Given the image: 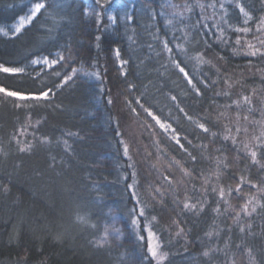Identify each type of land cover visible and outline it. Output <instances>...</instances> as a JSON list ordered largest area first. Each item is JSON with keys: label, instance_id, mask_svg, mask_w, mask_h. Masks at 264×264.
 <instances>
[{"label": "trees", "instance_id": "trees-1", "mask_svg": "<svg viewBox=\"0 0 264 264\" xmlns=\"http://www.w3.org/2000/svg\"><path fill=\"white\" fill-rule=\"evenodd\" d=\"M35 2L0 0V26L12 24ZM40 2L45 9L27 27L13 37H0L5 67L23 69L39 57L56 56L58 61L49 68L0 72V87L6 90L31 94L51 89L41 100L0 93V264H152L145 262V245L140 248L129 229L130 218L137 220L139 233L145 228L154 233L158 264H264V209L250 216L241 213L238 224L232 209L238 210L244 199L226 196L231 207L224 212L227 205H221L217 214L218 195L210 190L235 189L241 176L264 187V170L243 149V142L254 146L251 137L259 135L261 125L240 122L250 131L236 136L238 155L231 140L222 138L224 125L235 123V111L228 109V119L217 120L224 105L244 95L255 108L250 119H264V57L234 55L232 47L217 43L223 29L233 47H239L234 41L241 36L242 45L250 41L264 51L254 39V34L262 35L256 28L264 17V0ZM237 3L252 16L248 25H243ZM238 26L252 32L235 33ZM198 53L210 63L191 58ZM172 59L189 73L200 95ZM66 76L72 79L64 83ZM212 80L218 83L212 85ZM223 90L230 95H216ZM136 101L170 125L184 149ZM197 121L217 136L202 132ZM243 196L264 202L250 185H244ZM186 197L192 203L203 201L204 210H182ZM111 217L123 237L106 245L100 239ZM180 228L184 231L177 236ZM209 249L215 251L205 257Z\"/></svg>", "mask_w": 264, "mask_h": 264}, {"label": "snow or ice", "instance_id": "snow-or-ice-1", "mask_svg": "<svg viewBox=\"0 0 264 264\" xmlns=\"http://www.w3.org/2000/svg\"><path fill=\"white\" fill-rule=\"evenodd\" d=\"M97 3H100V0H97ZM103 7V5H101ZM187 7V11H192V6H186ZM198 7H200L201 9L204 8V5L200 4L198 5ZM214 7V5H213ZM221 7H223V5H221ZM236 7L239 8V12L245 17V19L243 20V25H248L249 21L252 19V16L249 14V12L245 11L244 7L240 6L239 3L236 4ZM42 9H45V3L40 2V0H37V2H35L32 7L30 8V14L25 16V17H21L19 20V25L15 28V31L17 33H19L21 31V29L25 26V24L27 23H31L32 20L37 16L38 13L41 12ZM109 19L114 20L113 17H109ZM169 23H171V21H169ZM215 26V25H214ZM204 27H208L207 24L204 25ZM235 33H244V34H248L250 32H252V29L250 27L247 26H238V27H234L232 29ZM220 35L217 37V43H220L226 47H232L233 50V54L234 55H239V54H243L245 56H262L264 57V51L261 50V48L256 47V45H254L253 43H251L250 41H245V45L241 44V39H243V37L241 36H237V38L234 41V44L236 46L239 47H233V44L230 43L231 38L228 37L226 38L224 35V30L223 29H219ZM256 33H260L262 35H255L254 34V39H256L258 41V43L264 47V17H262L259 21V24L256 28ZM6 34V33H5ZM100 37H97V40H99ZM164 49L169 52L172 53V48L169 47V42L168 41H164ZM206 47H211L210 44H208L207 42H205ZM177 48L179 49L180 52H184L185 50L183 49V47L181 45H177ZM241 51L242 49H245ZM116 56L117 58L120 57V52L117 49L116 50ZM171 58V57H170ZM192 59H195L198 63H210V61L205 60L204 59V53H198L196 56L191 57ZM220 59H223V57H219ZM64 57L60 56L59 60H63ZM57 60H52L49 61L48 59H43L42 61H33V63H43L44 65H48L49 67H54L55 64L57 63ZM127 61H122V65L126 64ZM172 63L175 65L176 68L179 69V71L181 73H183L184 78L187 80L188 84L192 85L193 89L196 91L197 95H200V89L193 84V79L189 78V73L185 71L184 67H181V63H178L175 59H172ZM24 71V69L21 68H14V67H5L4 65L0 64V72L3 73H7V74H16V73H22ZM76 70L73 69V74H75ZM217 72H219V69H217ZM122 74H125L122 72ZM56 75H59V72L56 73ZM85 75L88 76H96L97 78L99 77V73H85ZM72 76H66L64 83H67L68 80H71ZM218 83V80H212L211 84L215 85ZM225 84H228V80L225 79L224 80ZM205 87H208V84L204 85ZM229 88L231 87V85H228ZM51 89L48 90H42L38 93H21L19 91H14V90H6L4 87H0V93H3L6 97H14L17 100H41V99H47L49 97ZM216 95H223L225 97H228L230 95L228 90H223L221 92H217ZM173 100L176 99V97H172ZM109 103H112L111 100H109ZM136 103L140 104L141 108H144L145 112H148V115L152 116V118L154 120H156V123L160 125V127L162 129L167 130L168 128H170V125H166L161 123V121L152 114V112H150L148 110V108H145L144 105L142 103H140V101H136ZM247 105V109L244 110V106ZM19 106V105H17ZM225 111H222L218 114L217 116V120H219L221 117L228 119L227 116V110L228 109H232L233 111H235V123L233 125L234 130H235V135H233V127H229L227 124L224 125V133H223V140L224 141H229L231 140L233 149L237 152V154L239 155V153L241 152V148L237 146V139L236 136H238L241 132L248 134L250 129L247 126H241V121H245V122H249L251 124H259L261 125L262 130L260 131L259 135H253L251 137V139L253 141H255L254 146L250 147V145L247 142H243V149L245 150L244 154L245 156L250 159L251 163L253 165H258L261 170H264V163H262L261 161L264 160V119L261 120H251L250 117L252 116V114L255 112V108L252 106V98L248 95H244L242 96V98L237 99L232 101L229 104L224 105ZM133 111H135V109H133ZM180 111H184L182 108L180 109ZM189 119H191V117H189ZM196 126L202 130V132L204 133H208L210 136H212L213 138H215L217 136L216 132H212L210 130L209 127L206 126V123H200V122H196ZM254 131V129H253ZM173 139L176 140V143L179 145V147L181 149H184V144L181 143L180 139L178 138V136L175 134V130H173ZM47 142V141H45ZM189 144H191V141L189 140ZM32 147V145H28V148L30 149ZM202 147L207 148V145H203ZM27 149L25 148H21L20 151H26ZM186 151V149H185ZM124 154L127 155L128 154V149L127 147H125L124 149ZM189 157L192 159V161H196V157L192 155V153H188ZM224 167L226 168L227 165H224ZM184 174L185 175H189L190 173L186 170H184ZM217 180H219L220 175H221V169L218 167L215 173ZM165 180H167V177H164ZM235 179V178H234ZM207 182V181H206ZM169 183H171V181H169ZM244 185H250L251 188H258L259 192L261 194L262 197H264V187H260L257 184L251 183L250 180H246L243 176H241L238 180H237V184L235 189L231 188V186H228L227 188H225L224 186H220V187H215L213 186L210 190L213 193H216L218 195V200L216 201L217 203V207L214 209V211L217 214H221V205H227V207L223 208L224 212L229 211V208L231 207V205L229 204L228 199H226L225 197L228 196L230 198H236V199H244V203L240 206V208L237 209H232V211L235 213L233 219L239 224L240 219H241V213H243L245 216H250L252 213L257 212V209H264V202L261 201V199H258L256 196H249L247 198H245L243 196L244 193ZM157 192H159V189H156ZM205 191L207 192L208 189H205ZM235 194V196H234ZM162 195V194H161ZM203 201H197L196 203H192L188 200V198L186 197L185 201L183 202V208L182 210H187V211H191L193 213L196 212H202L203 209ZM199 205V206H198ZM133 211H135V209H133ZM139 215L143 216L144 215V211L143 209L140 210ZM153 219H155V217H153ZM78 220H80L81 222H86V218L85 217H78ZM132 223L135 225L138 222L136 220H133ZM174 223H177L176 221H174ZM184 229L180 228L179 231L176 233L177 236L181 235L183 233ZM245 231V228L243 226L240 227V232L243 233ZM212 233L209 232L208 236L211 237ZM154 238V233L149 230V240L151 241ZM102 241H106L107 240V230H105V235L101 238ZM141 239H143V237H141ZM99 243V242H98ZM159 244L156 245H152L151 243L148 246V251L151 254L153 259H157L159 256ZM239 247V246H238ZM212 251H215L213 249H209L207 251H204L203 255L205 257H208L210 255V253ZM247 253L250 255L251 254V250L247 249L246 250ZM232 264H234V261L232 262Z\"/></svg>", "mask_w": 264, "mask_h": 264}, {"label": "rangeland", "instance_id": "rangeland-1", "mask_svg": "<svg viewBox=\"0 0 264 264\" xmlns=\"http://www.w3.org/2000/svg\"><path fill=\"white\" fill-rule=\"evenodd\" d=\"M32 7V6H31ZM30 7V8H31ZM30 8L25 12V14H23L22 16L18 17L12 24L8 25V26H0V37H13L15 35H17L18 33L15 31V28L19 25V20L21 17H25L27 15L30 14ZM242 15V14H241ZM243 19H245V17L242 15ZM30 23L25 24V26L21 29V31L27 27ZM20 31V32H21ZM19 32V33H20ZM6 33V34H5ZM43 59H48L49 61L55 60L56 56H53L52 58H46V57H39V58H35L33 60H31L26 67H24L23 69L29 68H35V67H43V68H49L48 65H44L43 63H33V61H42ZM22 69V68H21ZM158 126L160 127V125L158 124ZM161 128V127H160ZM162 129V128H161ZM165 133H167L171 138L173 137V130L171 128H168L167 130L162 129ZM173 139V138H172ZM175 140V139H174ZM114 217H111V220L108 224V227L106 228L107 230V240L106 241H119L120 239H122L123 236H121V229L120 227H117V221L113 220ZM129 229L131 230L132 235H135V240H137L139 242V247L141 248L143 245H145V252L147 257L145 258V262L147 263L148 260H152L151 263L152 264H158L160 261V257L158 256L157 259H153L151 254L148 251V246L151 243L152 245H156L157 240L154 237L151 241L149 240V230L148 229H144L142 233H139L140 230L138 228L139 224H133L132 221L136 220L134 218H130L129 219ZM137 221V220H136ZM135 231V232H134ZM137 232V233H136ZM139 233V234H138ZM105 235V231L103 232V234L101 235V238ZM141 237H143V239H141ZM106 241H102V239H100V243H107L106 245H110V243L106 242ZM133 257H131V259H128V263L131 262Z\"/></svg>", "mask_w": 264, "mask_h": 264}]
</instances>
